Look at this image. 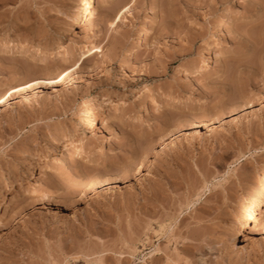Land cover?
<instances>
[{"label": "rangeland", "instance_id": "374dc122", "mask_svg": "<svg viewBox=\"0 0 264 264\" xmlns=\"http://www.w3.org/2000/svg\"><path fill=\"white\" fill-rule=\"evenodd\" d=\"M238 2L94 0L67 35L87 0H0V264H264V0Z\"/></svg>", "mask_w": 264, "mask_h": 264}, {"label": "bare ground", "instance_id": "6f19581e", "mask_svg": "<svg viewBox=\"0 0 264 264\" xmlns=\"http://www.w3.org/2000/svg\"><path fill=\"white\" fill-rule=\"evenodd\" d=\"M244 2V0H239L238 3H242ZM93 3H94V0H87V3H85V5L82 6V8H80L76 14V17H74V21L69 25L68 27V30L66 32L67 35H70V34H73L75 29H77L78 27V24L77 22L79 20L82 19L83 15H84V10L86 9H91L93 7ZM86 12V11H85ZM222 20H226L225 16H222ZM138 37H137V41H139L138 43H141L143 38L145 37V29H141L139 32H138ZM3 41V40H1ZM5 43V42H3ZM140 45V44H139ZM15 49L17 50H20L23 46H21L20 44H15ZM137 46H133L132 48H130L129 50V53H128V56H132L134 55V49L136 48ZM30 49L32 50H29V52L31 53V51H36V52H41V49L39 46H35L33 45L32 47H30ZM79 51V50H78ZM54 53V49H49L47 50L46 54L48 55H52ZM213 63V58L209 57L206 61V65H209V64H212ZM51 80H47V81H41L42 83H48V84H52L55 86V84L51 83L50 82ZM35 84H37L36 82L35 83H32V85L34 86ZM39 84V83H38ZM145 89V90H144ZM27 92V91H26ZM147 92V87L145 86L143 88V92L142 94L146 93ZM100 111L105 113L106 111L103 109V108H100ZM108 111V109H107ZM96 118H93L91 120V123L94 124L96 123ZM102 123V122H101ZM49 152V150H48ZM69 153V152H68ZM46 167V164H43L42 166V170L43 168ZM33 171V170H32ZM264 199V192L260 193L259 195H256V197L254 198V200L252 201V203L250 204L249 208L246 210V212L244 213V215L242 216L241 218V221H240V225L241 226H246V225H249V222L251 220V218L253 217L255 211L257 210V207L259 206L260 202ZM7 201H8V198H7V194H3L1 197H0V209H4V213H6V210L8 208L7 206ZM254 228V227H253ZM253 230V229H252Z\"/></svg>", "mask_w": 264, "mask_h": 264}, {"label": "snow or ice", "instance_id": "6c2138e0", "mask_svg": "<svg viewBox=\"0 0 264 264\" xmlns=\"http://www.w3.org/2000/svg\"><path fill=\"white\" fill-rule=\"evenodd\" d=\"M127 11H128V9H127V8H124L123 11H122L119 15H116V16L114 17V20L119 21L120 16L123 15V14H124L125 12H127ZM114 26H115V25H113V27H114ZM64 75H67V73H64ZM60 79L63 80V76H61ZM50 82L53 83V84L57 83V81H56L55 79L51 80ZM36 83L38 84V83H40V82H39V81H36ZM23 87H24V89H28V88L33 87V85H32V84H27V83H26V84H24ZM19 91H21V89H18V88L13 87L12 91L9 92L7 95H8V96H11L13 92H19ZM6 99H7V96H6L4 99H0V105H3ZM261 106L264 107V104H262ZM77 152L79 153V149H77ZM228 167H229V169H231L232 166L229 165ZM228 174H229L228 171H225V172H224L225 177H227Z\"/></svg>", "mask_w": 264, "mask_h": 264}]
</instances>
